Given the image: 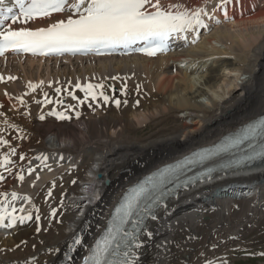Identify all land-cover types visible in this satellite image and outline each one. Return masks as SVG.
<instances>
[{"label": "bare ground", "instance_id": "obj_1", "mask_svg": "<svg viewBox=\"0 0 264 264\" xmlns=\"http://www.w3.org/2000/svg\"><path fill=\"white\" fill-rule=\"evenodd\" d=\"M160 3L165 8L170 4H181L190 10L205 8L207 15L201 17L205 26L188 31L182 47L169 44L167 52L153 57L121 55L109 65L90 66L97 58L90 57L94 59L91 61L80 56L53 60L14 54L0 58V77L5 79L0 80V137L8 141L7 145L1 144L0 161L5 156L11 161L0 165V176L4 177L0 180V193L29 194L35 204L34 210L29 207L22 210L14 204L16 199L11 200L12 196L0 195V202L9 212L15 205L13 215L25 217L23 223L17 220L12 228H0V264H57L83 215L90 223L70 261L78 264L104 228L109 207L127 185L197 146L216 141L264 112V0H232L223 9L218 7L220 0H160ZM70 16L76 18L72 11L65 10L27 24L8 20L4 26L47 27ZM53 61L57 67L50 69ZM108 66L111 74L134 76L126 82L136 81L142 87L140 90H148L152 98L142 105L135 102L127 108L121 105L113 108L111 104L116 99L103 89L110 97L107 103L102 98H97L103 101L97 106L88 100L79 103L86 93L75 88L72 76L81 79L93 73L108 75ZM8 76L18 78L17 81L23 77L24 83L13 79L8 82ZM42 77L71 78L59 88L64 106L48 114L41 113L40 108L43 99L39 95L45 84L36 92L30 87L43 83ZM20 87H24L23 92ZM140 95L134 94L133 101ZM74 99L78 100V109L73 106L78 113L79 110L91 113L95 108L106 112L97 116L83 113L84 121L75 123L68 109ZM156 100L159 101L152 102ZM60 113L68 118L59 120ZM165 118L180 122L167 126L162 123ZM150 123L156 125L150 134L130 132L147 129ZM12 148L16 149L15 154ZM60 154L63 157L58 159ZM21 156L25 158L20 159ZM77 158L80 163L75 161ZM30 169L34 171L30 173ZM252 169L255 171L248 174L246 171L231 174L191 187L164 203L157 219L150 220L143 231L142 246L135 250L140 264H206L207 260L229 264L226 247L245 238L254 225L264 223V163ZM85 172L93 176H85ZM20 175L24 176L23 181ZM86 179L96 191L95 196L88 198L95 205H88L84 212L74 211L72 206L78 205L82 194L79 183ZM37 180L40 182L34 185L32 182ZM237 182L252 183L250 189L253 187L258 193L252 198L240 197L233 203L216 195L217 188ZM29 215L31 219L27 218ZM156 237L169 245L158 251L152 244Z\"/></svg>", "mask_w": 264, "mask_h": 264}, {"label": "snow or ice", "instance_id": "obj_2", "mask_svg": "<svg viewBox=\"0 0 264 264\" xmlns=\"http://www.w3.org/2000/svg\"><path fill=\"white\" fill-rule=\"evenodd\" d=\"M231 2L232 0H220L218 7L223 9ZM65 10L74 12L76 18L70 16L67 20H59L47 27L36 29L21 27L14 30L11 25L4 26L8 20L13 24L17 21L27 24ZM202 15H207L205 8L190 10L181 4H170L165 8L161 6L160 0H10V3L0 0V56L8 52L48 55L66 52L87 53L95 50L99 53L102 48L127 47L137 42H144L145 45L138 51L154 56L157 52L167 50V41L170 37L198 26H205L201 19ZM2 79L0 77V80ZM9 79L15 78L9 77ZM30 87L35 90L36 86L30 85ZM76 87L81 88V85L77 84ZM103 89V84L84 86L81 90L86 95L79 103L82 104L89 98L92 100L102 98L107 103L110 97ZM59 91L60 89H57V92ZM121 93L127 95L126 83L122 85ZM114 103L117 107L121 105L118 99L114 100ZM123 103L126 104L127 101ZM58 115L60 119L68 118L62 113ZM0 144L7 145L8 141L0 137ZM242 145H246V148L242 149V155L229 159L220 166L226 168L230 165L264 160V116L247 123L236 133L224 138L220 144L205 148L180 163L159 169L147 180L132 187L123 197L122 203L115 208V216L107 230V235L102 241L89 247L83 257V264H140L133 249L142 246L138 236L141 226H146L145 220L149 217L153 221L156 220L154 209L163 204L166 195L172 194L164 191L166 180L173 177L178 180L185 164L195 162L206 165V162H212L213 158L222 157V154L231 153L234 156V150L240 149ZM11 152L15 154L16 149L12 148ZM24 158V156L20 157V159ZM9 163L11 161L7 156L0 161V165ZM214 170L208 167L205 175ZM32 171L34 170H29L30 173ZM3 179L4 177L0 176V180ZM19 179L23 181L24 176L20 175ZM187 184L188 182L185 181L183 186L186 187ZM0 195L7 194L0 193ZM11 196L13 200L17 199L15 192ZM167 210L165 206V211ZM14 212L15 208L9 212L3 202H0V228H12L17 220L24 222L25 217H16L13 215ZM6 218L7 223H5ZM27 218L31 219V216ZM36 219L39 220V216ZM128 225L132 226L131 230ZM75 243L80 244L81 241L76 239ZM67 259L71 261L72 258L67 257ZM206 264H213V261L207 260Z\"/></svg>", "mask_w": 264, "mask_h": 264}, {"label": "rangeland", "instance_id": "obj_3", "mask_svg": "<svg viewBox=\"0 0 264 264\" xmlns=\"http://www.w3.org/2000/svg\"><path fill=\"white\" fill-rule=\"evenodd\" d=\"M112 58H103V59H95L93 62L90 63V66L91 65H94V63H101V65H109L111 62H116L117 59H114L111 60ZM98 60V61H97ZM111 60V61H110ZM70 61V60H68ZM72 61V60H71ZM75 62V60H73ZM84 64H87V61H83ZM105 62V63H104ZM108 62V64H107ZM54 63V65H53ZM65 63V62H63ZM88 63V64H89ZM58 64V63H57ZM65 64H69V63H65ZM43 65L46 67L47 63L46 62H43ZM55 61H53L51 64H50V69L53 67H57L55 66ZM123 69V68H122ZM20 70V69H18ZM13 70H11L12 72ZM21 71V70H20ZM19 71V72H20ZM108 75H99V74H96V73H93L95 74L96 77H98V79L93 78V74H89L87 75V77H85L86 75L84 76H81V79H80V76L78 75H75V76H72V80L75 82V83H72L73 85L75 84H79V83H82L84 85H88V83H92V82H96L98 84L102 83H106L104 82L107 81V82H110L112 83L111 84V87H117L115 85H119L118 87H120V85H122V80H119V79H122L121 78V75L123 73H118L119 75H114V74H111L110 73V67L108 66ZM110 73V74H109ZM19 74H22V73H19ZM102 76V77H100ZM128 76V75H127ZM9 77H12V76H8L7 77V81L10 82L12 81V79H9ZM58 77H61V76H58ZM113 77H116L117 80H113ZM43 78V83H40L38 85V87H35V90H33V92L35 91H38L41 87L42 84H45V87H44V90L40 93V97L43 99V102L40 106L41 108V113L43 114H48V113H52L54 112V109H61L63 106H64V99L62 98V96L59 94V92H57V89H59L62 85H63V82L66 80V79H71V78H63V79H59V80H54L53 78H47V77H42ZM87 78V80H86ZM111 81H109L110 79ZM127 78H130L131 80L134 79V76H130V77H127ZM125 78V79H127ZM18 78H15L13 79L15 82H20L19 84H23V77H22V80L20 79V81L18 80ZM79 79V80H78ZM2 80H5L4 78ZM256 81V79H255ZM254 81V83H255ZM117 82V83H116ZM118 82H120L118 84ZM114 85V86H112ZM23 89L24 87H20V91L23 92ZM113 88H109L108 91L112 90ZM144 90V89H143ZM66 92H69V90L67 89L65 91ZM81 92H83V90H81ZM240 91H238L239 93ZM68 94V93H66ZM38 96V97H39ZM16 100L18 99L17 97H15ZM101 99H96V100H92L91 98L88 99L89 102H91L92 105H101L103 103V101ZM24 101V100H23ZM58 101H62L63 103H59ZM159 100H156V101H152V102H158ZM112 102V101H111ZM71 106H74L78 109V100L77 99H74L71 103ZM112 105V106H111ZM110 106L113 107V108H117L116 107V104L113 103L111 104ZM121 106H123L124 108H127V107H130V104L129 105H126L124 104L123 102L121 103ZM70 109V108H68ZM97 108L94 109V112L93 113V116H97V115H100L101 114H104L106 112V110L104 111V113L98 109V112H96ZM57 111V110H56ZM123 112H126V111H123ZM76 120H80L79 122H82L84 121L83 118H81L80 116H78L76 118ZM77 122V123H79ZM179 119L175 120V118H165L162 123L167 125V126H174V125H177V123H179ZM149 123V122H148ZM147 123V124H148ZM142 126H145V125H142ZM156 129V125L154 123H150L148 125V128L146 129H142V128H136L134 131H130L131 133L133 132H140L141 134L143 133H148L150 134L152 132V130H155ZM159 132V131H158ZM75 161H79V158H77ZM76 163V162H74ZM48 165V164H47ZM60 170L62 169V167L59 168ZM245 171H255L253 170L252 168L251 169H248V170H244V172H238L239 174L241 173H246ZM237 173V172H236ZM37 174V172L35 171V175ZM87 174V173H85ZM91 175V173H89ZM41 177V176H40ZM39 177V179H40ZM40 181H33L32 183L34 185H38ZM81 188H85L84 186H82ZM25 202H27V200H25ZM229 203V202H228ZM27 204H33V200L28 202ZM73 207V206H72ZM208 217V216H206ZM208 219V218H207ZM172 227V225H171ZM253 231L251 233H249L245 238H240L238 239L237 241H234L232 242L231 246L233 248V250L231 251L229 246L226 247V252L225 254H229V256H227L230 260H229V264H264V223L262 225H259V226H253ZM165 243L168 244V242L165 240ZM162 244V243H160ZM163 245V244H162ZM186 258L188 257V255L185 256Z\"/></svg>", "mask_w": 264, "mask_h": 264}]
</instances>
